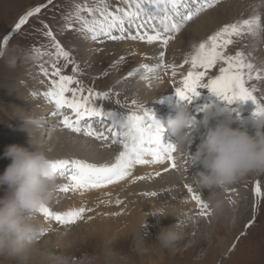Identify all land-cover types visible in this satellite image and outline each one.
I'll list each match as a JSON object with an SVG mask.
<instances>
[{"label": "bare ground", "instance_id": "bare-ground-1", "mask_svg": "<svg viewBox=\"0 0 264 264\" xmlns=\"http://www.w3.org/2000/svg\"><path fill=\"white\" fill-rule=\"evenodd\" d=\"M135 2H137V0H132L133 5ZM139 2L143 3V0H139ZM257 2H261V6L264 8V0H231L229 3L227 1L226 4L220 5L218 10L212 12V15L208 14L194 26L192 25L188 28L186 27L187 29H184V31L182 30V33L176 37V43L173 40L175 36L171 35L172 39L169 40L166 48H164L161 41H155L149 44L146 41H133L131 39H125L122 42L102 39L101 41L108 46V49H112L109 53L112 54L111 59L113 64L111 70L106 73V78L101 84L105 85V88L107 85H112L117 89L113 88V90L109 91L107 99H97L96 102L103 103L106 100L108 103H111L112 100L117 101V98H121L124 99L120 100L121 104L130 106L133 105L132 101H136L137 104L134 105L132 109L134 112L140 113L142 110L141 106L143 108H153L156 118L164 125L165 121H167L170 116L173 115L172 117H174L176 114L175 105L179 100L175 96L173 85L179 83L182 76L189 70L187 69L189 66L183 64V61L192 52V47H197L199 43L203 42L225 24L233 23L235 20L252 18L256 8L254 6ZM123 7L127 8V3H125ZM149 26L150 24H148L146 29H139V31L143 32L147 30L151 34L152 28H149ZM136 32L137 29H135L132 34ZM170 34L171 32L165 35ZM248 36L250 43H242L239 38H233L236 42L230 45L228 50H230V54L235 55L238 51L245 50L246 52L251 46L253 57L250 61L256 65L257 68H262L264 67V52H262L264 35L248 34ZM78 37L79 39L76 43H78L82 50L88 51L91 47H94L93 45L91 46L94 42L86 39L85 35H80ZM171 40L173 41L171 42ZM245 40L247 41V36ZM254 40L260 43L259 49L261 50L259 54L256 52V47L258 46H255ZM113 49L116 50V52ZM161 51L164 52L165 60L163 62L165 64L176 65V75L174 77L172 76L171 68L165 69L163 67H156L161 63L159 56ZM88 53H90V51H88ZM143 64H148L155 70L152 73L142 71V75H137L140 71H136L132 76L128 75L130 71H135L136 69L141 70V65ZM163 70H167L168 75H166L167 78L162 82L160 75L162 76V74H164L163 72L165 71ZM210 73H214V71L210 70ZM146 75L149 77L148 80L143 79ZM250 83L255 84L258 90L256 93L258 97H264V79L253 80ZM75 86L76 85H73V87ZM107 88L110 89L109 87ZM103 89L100 88L101 91H103ZM201 91L202 96L190 105L191 112L196 117L197 111L201 113V115H204L205 112L199 111L203 104H217V101H214V98L211 95L209 96L205 89ZM44 93L45 92H41L38 89L34 90L30 98L35 101V103H32L30 106L27 105V109L21 113L22 120L38 119L40 121L39 126H33L22 122L21 126H23L24 129L19 132V135L16 134L20 139L11 138L14 142H12L13 144L35 150L32 144L33 141L34 144L46 151L52 161L79 159L96 164L97 166L111 165L116 162L119 153L123 151L122 145H118L114 148L111 141L97 140L83 133H74L65 128L61 123L62 116L53 115V113L57 111L54 102L50 101ZM85 95H87L86 92ZM238 104L240 107L242 106V102H238ZM33 106L35 108L32 109L31 107ZM163 112H165V116L162 119L160 116L163 115L161 114ZM69 115H71V113H69ZM200 118H202V116ZM245 121V119L241 120L233 126L247 127L244 125ZM40 124H43L44 129ZM107 127H109L108 124L106 128ZM48 130H52V132L48 140L42 142ZM203 134L204 129L201 128L200 132L196 134L193 144L190 146V152L194 153L196 151L197 145L200 142V137ZM170 137V132L168 134L166 132L165 139L172 140V137ZM78 140L87 142V145H85L88 146L89 149L87 150L79 146L80 143ZM174 155L177 164L176 169H171L168 162L162 165H136L132 170L131 176L114 184L107 185L104 188L92 189L86 192H61L60 188L68 183V181L61 177V175H57V187L54 189L47 206L55 211H67L80 206L90 208L92 211L87 212L83 220L77 221V229H75L77 232L71 231L72 233L70 234H68L66 225L49 222L40 212L37 213L34 218L35 222L44 225L43 234H40L39 237L40 240H43V246L41 248L38 247V252L37 250L35 252L34 248L30 249L31 252H35L34 258H31L30 261L24 262V260L20 259L15 263L34 264L37 258L44 260L49 257L50 252L53 253L58 250H65L66 245L70 244L69 240L72 242L73 238H77L78 235L82 234H84L87 239L89 237L96 239L102 237L109 245L118 237L120 238L121 236L138 233L137 231L145 225L156 230L172 226L178 223V220H182L187 226L188 221L186 217L189 214L195 216L196 221H202L201 217L204 215L200 214L199 206L194 201H191L185 185L192 186L208 203L211 190L204 189L201 191L193 182L194 174L203 171V168L198 165V168L195 169V165L192 167L186 160H178L176 158V153ZM165 168H169L170 170L165 171ZM157 172H159L160 175L157 176ZM254 173L255 172H253V174L250 173L252 174V178L254 177ZM137 177L144 178L137 179ZM254 179L255 178H253L252 181ZM252 181L249 186L250 190L255 193V186L259 181L254 180L253 183ZM244 184L245 178L243 177L226 190H216L212 199L219 202V207L216 209L209 207L210 213L214 215L210 217L213 219L219 218L215 229L219 230L220 228H224L228 233L229 239L226 238L225 246H223V248L227 250L236 239L235 227H239L240 225L239 220L236 225L233 224L232 227H229L230 220L234 219L232 215L236 210L237 214L244 212L243 207L241 210L235 207V200L245 198L242 189ZM150 192H155L156 196L146 195V193ZM225 193L227 195H225ZM254 196L256 195L254 194ZM225 198H228V200ZM117 200L122 203L118 204L116 202ZM162 209L165 210L166 215H168L167 217L154 216ZM28 218L33 219L32 214H28ZM206 223H204L205 227L207 226ZM71 230L74 229L72 228ZM191 230L193 231V229ZM223 254L222 256H224ZM219 258H221V256H219ZM38 262L39 261L35 264L42 263L41 260V263Z\"/></svg>", "mask_w": 264, "mask_h": 264}, {"label": "rangeland", "instance_id": "rangeland-1", "mask_svg": "<svg viewBox=\"0 0 264 264\" xmlns=\"http://www.w3.org/2000/svg\"><path fill=\"white\" fill-rule=\"evenodd\" d=\"M227 1L229 3L231 0H218L212 8L206 9L191 21H188L179 32L172 31L170 35L175 36L173 37L174 42L176 37L182 33V30L184 31L189 26H194L203 17L218 10L220 5L226 4ZM106 2L110 4L113 10L115 7H123L125 4L123 0H106ZM77 5L81 9L80 16L90 20L92 17L87 13L86 9L89 7H101L102 0H52L51 3H49V0H0V53H2L0 55V175L4 173L12 162L10 158L4 156L6 147L14 143L11 138L19 140L20 138L16 134L19 135V132L24 129L21 125L22 122L25 123V120H22L21 113L27 109V105L30 106L35 103L30 96H32L34 90L38 89L41 92H46L49 88L50 80L49 77L44 75L43 69H47L51 73V65L57 60L55 49L50 44V37L44 34L46 30H51L53 36L70 53L71 58L75 62L74 64L65 65V61L61 57L58 63L65 65L63 73L72 75L73 68L76 65L80 66L78 78L85 85L86 93L89 87L93 88L95 92H109L116 88L112 85H107L110 88L108 89L101 84L106 78V73L112 68V54L109 53L112 49H108L106 44L98 40L91 44L94 47H91L88 50L90 53H88L76 43L79 39L78 36L86 35L81 32V24L76 18ZM38 6H43L41 7V12L29 17L28 22L21 26V30H16L15 26L20 19ZM254 7L256 8L252 17L259 15L261 23H264V8H262L261 2H257ZM152 11L155 13L156 10L152 9ZM153 23L158 29L163 31V25L159 23V17L148 23L150 24L149 28H152L151 25ZM127 27L131 32L137 29L135 26L127 25ZM140 30H143V28ZM6 35L10 38V42L5 46L3 38ZM246 36L247 41L245 40ZM234 39L237 38L234 37ZM239 39L242 43H250L248 34ZM254 43L255 46H258L256 47V52L259 54L261 50L259 49L260 43L256 40H254ZM195 48L196 46L192 47L191 50L193 51ZM262 50L264 52V45ZM114 51L116 52V50ZM228 53L230 54V50H228ZM245 56L249 60L253 57L251 46L245 52ZM139 71L137 75H142L144 72L143 68L139 69ZM163 71H165L163 72L164 74L160 75L162 82L168 75L167 70ZM211 71L217 73L216 69ZM100 88H104L103 91ZM205 91L209 96L211 95L207 89ZM213 98L214 101H217V104L226 106L223 102L216 100L215 97ZM116 100H119V104L113 100L111 103L105 100L103 103L96 102V105L107 110L121 111L120 113L123 115L134 112L132 110L134 105L126 106L121 104L120 100H124L121 98ZM227 107L234 116L235 113L231 110L237 109L239 111L240 116L236 123L244 119L247 121L255 111V104L252 101L242 102L241 107L238 102ZM151 109L153 110V108ZM105 123L106 128L107 122ZM40 125L44 129L43 124ZM244 125L251 130V125ZM93 126L99 129L100 122L93 121ZM51 132L52 130L47 131L42 142L48 140ZM110 141L111 139H109ZM78 142L80 143L79 146L89 149L86 146L87 142L80 140ZM118 145L120 144L114 145V148ZM194 168L197 169L198 165H195ZM252 174L244 177L245 184L242 189L245 198L235 200V207L240 210L244 208V212L237 214L236 210L232 215L234 219L229 222V227H232L233 224L236 225L237 221L240 220L239 227H235L236 239L228 250L223 248L226 238L229 239L228 233L224 228L215 229L219 218H211L210 216L213 214L210 213V215L202 216V221H196L195 216L189 214L186 217L187 226L184 224L182 228L178 229L179 237L167 246H164L157 239V235L162 228L155 230L145 225L139 229L140 231H137L138 233L118 237L109 245L102 237H99V239L89 237L87 239L81 233L82 235L73 238L72 242L69 240L70 244L66 245L65 250L50 252L49 257L44 260L37 258V261L40 262L41 260V264H264V197L258 200L249 186L252 179L255 178L254 180L259 181L261 191L264 193V172H255L253 178ZM57 175L59 176L60 174ZM6 192L7 185L0 186V198L4 197ZM225 195L227 194L225 193ZM204 223L207 224V228ZM66 228L68 234L72 233L71 231L77 229V222L73 225H67ZM72 228L74 230H71ZM42 246L43 240L38 239L32 248L36 252ZM35 252L29 251L24 262L34 258ZM19 260V258L7 253H0V264H16Z\"/></svg>", "mask_w": 264, "mask_h": 264}, {"label": "snow or ice", "instance_id": "snow-or-ice-1", "mask_svg": "<svg viewBox=\"0 0 264 264\" xmlns=\"http://www.w3.org/2000/svg\"><path fill=\"white\" fill-rule=\"evenodd\" d=\"M52 0H49L51 3ZM128 7H115L113 10L106 0H102L101 7H89L87 13L92 19L80 16V8L77 5L76 18L81 24V32L85 33V38L93 42L107 39L112 41H123L131 39L133 41H146L151 44L161 41L164 48L167 47L171 35L166 33L179 32L181 28L191 21L195 16L210 9L218 0H143V3L132 0H123ZM41 7H35L24 15L16 30H21L29 17L41 12ZM155 9V13L152 11ZM183 9V10H181ZM98 14V17H97ZM159 17V23L163 25V31L153 23L151 34L145 30L150 21ZM167 22V23H165ZM128 26H135L137 32L132 34ZM50 37V44L55 49L57 62L52 63L51 73L43 69L44 75L49 77L50 84L44 95L54 102L57 111L53 115L62 116V125L74 133H83L88 137L97 140L109 141L113 145H122L123 151L115 163L111 165L97 166L79 159H62L53 161V167L68 183L64 184L60 191L63 193L86 192L92 189H101L107 185L131 176L136 165H157L168 162L171 169H176L175 152L176 146L172 140H166V128L155 116L151 108H142L140 113L131 112L127 115L116 110H107L96 105L97 99H107L108 92H95L93 88H87L85 95V85L78 78L80 66L73 68L72 75L63 73L66 64L75 62L59 41L53 36L51 30L44 33ZM245 34L264 35V24L261 23L259 15L252 18L236 20L222 26L214 34L207 37L186 57L183 64L189 66V70L182 76L179 83L173 85L175 96L179 101H184L192 105L194 101L202 96L203 89H207L212 97L223 102L226 107L236 102L252 101L255 104L254 115L264 114V97H258L253 80L264 79V67L257 68L244 54L243 51L236 52L235 55L228 53V47L233 45L235 38H242ZM10 38L6 35L3 43L6 46ZM2 55V53H0ZM161 63L156 67L165 69L171 68L172 76L176 75L175 64H165L164 52L159 53ZM63 58L65 65L58 63ZM123 59V58H122ZM147 73H152L155 69L148 64L141 65ZM216 69L217 73L210 74V70ZM130 71L129 76L135 74ZM143 79L148 80L146 75ZM73 85H76L73 87ZM118 95V94H117ZM119 104V100L116 101ZM136 105V101H132ZM210 104L205 103L199 111L206 112ZM228 108V107H227ZM229 110V108H228ZM235 116L239 118L237 109H232ZM68 112L71 115L67 114ZM196 117L195 115H193ZM93 121L100 122V128L93 126ZM105 122L109 127L105 128ZM129 127H133L138 133L135 139L130 140L127 136ZM170 170L165 168V171ZM156 175H160L159 172ZM144 177H137L143 179ZM186 191L200 208L201 215H209L208 203L190 185H185ZM149 196H156L155 192L146 193ZM255 195L258 200L264 197L260 183L255 186ZM118 204L121 201H116ZM92 209L80 206L67 211H55L45 206L40 209V213L49 221L61 225H73L77 221L83 220L87 212ZM43 234V233H41Z\"/></svg>", "mask_w": 264, "mask_h": 264}, {"label": "clouds", "instance_id": "clouds-1", "mask_svg": "<svg viewBox=\"0 0 264 264\" xmlns=\"http://www.w3.org/2000/svg\"><path fill=\"white\" fill-rule=\"evenodd\" d=\"M175 116L168 119L172 142L176 146V158L184 159L193 167L200 165L203 171L194 174V183L203 191L210 189L208 206L219 207L212 199L216 190H226L241 178L253 172H264V114L252 115L245 124L234 127L239 119L226 106L210 105L202 118L193 116L190 105L179 101ZM25 123L39 126L38 119ZM204 129L194 153L190 152L196 134ZM138 133L129 127L127 136L135 139ZM35 150L18 144L6 147L4 156L11 159L2 175L0 186L7 185L6 195L0 198V253H7L21 260L27 258L32 246L44 230L34 218L47 206L57 187V172L46 151L34 144ZM32 214L33 219L28 218ZM154 216L167 217L165 210ZM184 221L163 227L157 239L167 246L176 240Z\"/></svg>", "mask_w": 264, "mask_h": 264}]
</instances>
